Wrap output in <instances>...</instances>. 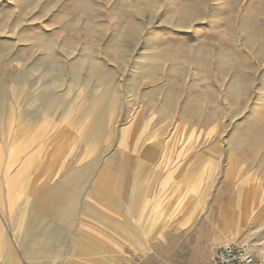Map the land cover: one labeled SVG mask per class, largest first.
I'll return each instance as SVG.
<instances>
[{
	"label": "rangeland",
	"instance_id": "1",
	"mask_svg": "<svg viewBox=\"0 0 264 264\" xmlns=\"http://www.w3.org/2000/svg\"><path fill=\"white\" fill-rule=\"evenodd\" d=\"M258 49L264 50V0H0V51L36 85L31 91L50 81L53 87L44 89L53 92L40 91V97L53 107L52 120L67 105L65 146L48 156L21 157L32 171L21 173V187L9 192L32 201L80 167L78 201L97 185L107 197L106 155L121 143L132 155L134 176L138 156L148 147L152 155L153 145L156 162L141 174L150 175L149 186L142 181L146 198L160 195L158 182L178 181L180 215L193 231L181 233L176 251L169 238L156 251L116 254L113 264H210L225 242L263 250L257 243L264 232H257L253 218L264 209V140L248 144L250 132L264 128V56ZM89 65L96 72L86 71ZM244 76L250 88L237 99L226 86ZM81 91L88 110L80 106ZM111 117L108 142L86 146L84 123L93 141ZM118 159L115 154L109 162ZM10 160L1 157L0 164ZM13 175L0 173L1 246L11 245L12 223L2 177L6 182ZM50 193L65 192L43 195ZM162 199L171 202L167 193Z\"/></svg>",
	"mask_w": 264,
	"mask_h": 264
},
{
	"label": "crops",
	"instance_id": "2",
	"mask_svg": "<svg viewBox=\"0 0 264 264\" xmlns=\"http://www.w3.org/2000/svg\"><path fill=\"white\" fill-rule=\"evenodd\" d=\"M21 78H24V81ZM49 82L48 85L47 82L40 85L41 89L37 90L38 92L31 91L30 87L36 85L29 83L26 73L16 69L12 60L0 51V158L11 157L10 163L0 164V173L14 174L13 178L6 179V182L2 177V183L4 182L2 187L8 189L7 197L11 200L9 208L12 211L9 219L12 223L10 224L11 245H0V253H2L0 264H113L116 254L126 251H156L157 248L167 245L169 238H171L172 252L178 250L181 233L186 231L189 234L193 231L189 220L181 218L180 215L178 181L162 180L157 186L154 185L156 189L161 190V193L154 196L153 201L146 198V188L142 185V181H149L150 175L146 178L147 175L141 177V174H147L153 168V163L156 162L159 154L157 147L153 145L151 161L146 160L149 147L144 148L142 154L138 156L134 176L129 172L132 155L121 143L118 148L106 155L103 161V173L109 174V179L113 175L116 177L111 182L102 177V181L107 183L109 189L107 197L101 198L100 188L97 185L91 188L87 197L81 196V201H78L75 192H78L79 182L82 180V174L79 175L80 167L75 170V174L68 176L66 181L61 179L52 182V186L47 188L49 190L42 192L32 201L20 198L19 193L9 192V189L21 187L17 182L21 180V173L32 171L28 168L30 161L20 163L21 157L48 156L53 150L65 146L63 140L67 125L66 103L60 105L59 116L53 117L52 120L53 107L43 105L40 99L41 92H53L44 89L53 87ZM79 99L83 110L86 108L88 110L82 91ZM112 120H114L112 117L106 119L102 127L103 136L93 141L85 136V122L80 131L84 144L92 148L94 142L99 145L101 139L107 141ZM123 137L122 130L121 139ZM97 148L100 150V146ZM48 150L51 152L48 153ZM115 154L119 156L117 164L110 163L109 159ZM120 159L122 162L125 159L127 164H122ZM119 174L123 175L122 182H119ZM133 177L136 180L133 181ZM149 183L150 181L147 183L148 186ZM23 186L25 184L22 188ZM57 188L64 190L65 193L53 195L51 201L42 206L43 194ZM165 189L171 191L166 192ZM164 193L171 196L170 203H165L162 199ZM156 197L160 198L157 203ZM260 212L257 218H253V224L258 223L257 232H264V209ZM66 217L69 219L67 220ZM244 244L252 254L255 252L250 244ZM257 244L263 250H257L255 252L257 254L253 255L264 260V235L258 238ZM15 253L22 254L23 261H20L19 255L16 257Z\"/></svg>",
	"mask_w": 264,
	"mask_h": 264
},
{
	"label": "bare ground",
	"instance_id": "3",
	"mask_svg": "<svg viewBox=\"0 0 264 264\" xmlns=\"http://www.w3.org/2000/svg\"><path fill=\"white\" fill-rule=\"evenodd\" d=\"M16 1H18V3L20 2V1H22V0H16ZM247 41H248V39H247ZM246 41V42H247ZM248 43V42H247ZM252 43H253V41H252ZM251 43V44H252ZM250 45V44H249ZM126 47V46H125ZM125 47H123V46H119V49H122V48H125ZM112 48V47H111ZM214 48V47H213ZM115 49H117V48H115ZM252 50H254V47H253V49ZM253 52V51H252ZM257 55H260L262 58H263V56H264V50H262V49H258L257 51ZM213 53H217V54H219V55H221L222 54V52H220V51H217V52H215V51H213ZM212 53V54H213ZM256 56V55H255ZM220 57V56H219ZM224 57V56H223ZM226 57V56H225ZM260 57V58H261ZM142 58L143 59H145V58H147V56H146V54H142ZM158 58V57H157ZM217 59V58H216ZM259 59V58H258ZM221 60H224V58H222L221 57ZM152 61V60H151ZM220 61V60H219ZM143 62H144V60H143ZM154 62V59H153V61L151 62V63H153ZM224 63V62H223ZM142 64V63H141ZM220 64V63H219ZM152 65V64H151ZM142 67H143V65H142ZM80 68H82V67H80ZM79 69V66H74V71H76V70H78ZM86 71H88V72H92V73H94V72H96V69L93 67V65H89V66H87V68H86ZM247 77H249V76H244V79H242V80H238V82H230V83H228L227 84V86H226V88L231 92V94L235 97V98H239L242 94H243V92H245V91H247L249 88H250V86H249V84H247V82L249 81H246V78ZM22 79V78H21ZM72 79L73 80H79L80 81V76L78 75V74H76V73H74L73 72V76H72ZM86 79H83V81H85ZM243 81L245 82V83H243ZM245 94V93H244ZM173 96V95H172ZM173 98V97H172ZM40 99L42 100V97H40ZM174 99V98H173ZM261 101V100H260ZM48 105H49V103H48ZM259 104H257V106L255 105L254 107H253V109L251 110V112H249L250 114H249V116H250V118L252 117V115H254V114H257V111H258V106ZM247 108V107H246ZM50 109V108H49ZM261 112V111H260ZM260 112H258V114H261ZM249 116H248V119H249ZM247 119V118H246ZM247 119V120H248ZM248 122V121H247ZM251 123V122H250ZM247 125V124H246ZM251 125V124H250ZM248 128V127H247ZM251 134H250V137H248L249 138V142H248V144H256V143H258V142H260V141H262V140H264V128H259V129H255L253 132H250ZM246 141H248V140H246ZM249 145V146H250ZM151 152L148 150L147 151V159H149V157L151 156V154H150ZM117 160V159H116ZM118 162V161H117ZM127 161H125L124 159H123V162L121 161V163L122 164H127L126 163ZM117 164V163H116ZM102 176H104V178L106 179V181H113L114 179H116V177L113 175H111L112 177L109 179L108 178V176H109V174H107V173H105V174H103ZM108 179V180H107ZM123 181V175L122 174H119V182H122ZM112 185H114V184H112ZM53 198V194L52 193H50V194H47V195H43L42 197H41V200H42V206H44V203H46V204H48V202L49 201H51V199ZM50 203H52V202H50ZM27 205V204H26ZM50 205H52V204H50ZM28 206V205H27ZM48 207V206H47ZM38 208H40V207H38ZM43 208V207H42ZM28 209V208H27ZM37 209V208H36ZM45 209V208H44ZM73 209V208H72ZM41 210V209H40ZM43 210V209H42ZM61 210V209H60ZM59 210V211H60ZM26 211V210H25ZM24 211V212H25ZM36 211V210H35ZM55 211V210H54ZM61 211H63V210H61ZM66 211L68 212V210L66 209ZM23 212V213H24ZM27 212V211H26ZM72 212H74V210L72 211ZM62 213V212H61ZM264 213V212H263ZM68 214V213H67ZM37 215H39V214H37ZM70 215V214H69ZM69 217V216H68ZM65 219V218H64ZM66 219H67V217H66ZM65 219V220H66ZM69 219V218H68ZM67 219V220H68ZM66 220V221H67ZM24 221V220H23ZM22 225V224H21ZM247 247V246H246ZM247 249H248V247H247ZM249 250V249H248Z\"/></svg>",
	"mask_w": 264,
	"mask_h": 264
},
{
	"label": "built area",
	"instance_id": "4",
	"mask_svg": "<svg viewBox=\"0 0 264 264\" xmlns=\"http://www.w3.org/2000/svg\"><path fill=\"white\" fill-rule=\"evenodd\" d=\"M210 264H264L245 245L234 242L220 244L212 253Z\"/></svg>",
	"mask_w": 264,
	"mask_h": 264
}]
</instances>
